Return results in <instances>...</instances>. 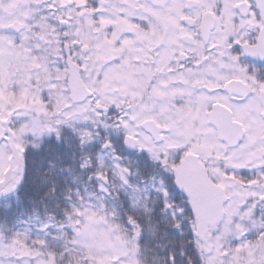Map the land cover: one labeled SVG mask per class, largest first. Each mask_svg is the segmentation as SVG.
Instances as JSON below:
<instances>
[{
	"label": "snow or ice",
	"instance_id": "obj_1",
	"mask_svg": "<svg viewBox=\"0 0 264 264\" xmlns=\"http://www.w3.org/2000/svg\"><path fill=\"white\" fill-rule=\"evenodd\" d=\"M0 264H264V0H0Z\"/></svg>",
	"mask_w": 264,
	"mask_h": 264
}]
</instances>
